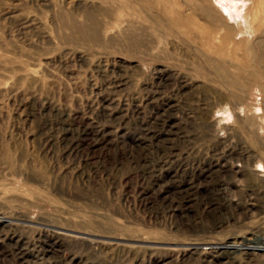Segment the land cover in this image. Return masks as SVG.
<instances>
[{
	"label": "rangeland",
	"instance_id": "374dc122",
	"mask_svg": "<svg viewBox=\"0 0 264 264\" xmlns=\"http://www.w3.org/2000/svg\"><path fill=\"white\" fill-rule=\"evenodd\" d=\"M236 1L0 0V264H264V8Z\"/></svg>",
	"mask_w": 264,
	"mask_h": 264
},
{
	"label": "bare ground",
	"instance_id": "6f19581e",
	"mask_svg": "<svg viewBox=\"0 0 264 264\" xmlns=\"http://www.w3.org/2000/svg\"><path fill=\"white\" fill-rule=\"evenodd\" d=\"M222 1H223V4H222L223 9L225 11H228L231 14H234L231 11L230 5L226 2V0H222ZM227 1H229V2H231V4L235 5V8H236V6L238 7V2L236 0H227ZM252 3H253V1H252ZM212 8L213 9H208V10H209V12L212 11L211 13H213V16H215L214 19H220V18L223 17V18H227V20H228L231 17V16H227L220 7H215V6L212 5ZM263 8H264V0H256V5H254V7H253L254 10H252V12H250V15H249V13L245 14L246 12L243 13L244 14L243 15L244 16V20L247 21V22H249L250 24H252V28H254L253 27L254 26V23L260 17V14H261ZM239 14H241V13L239 12L238 13V16H239Z\"/></svg>",
	"mask_w": 264,
	"mask_h": 264
}]
</instances>
